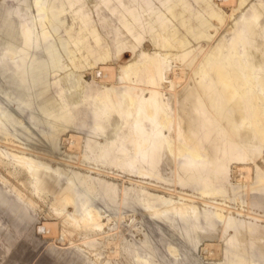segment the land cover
Returning a JSON list of instances; mask_svg holds the SVG:
<instances>
[{
  "label": "rangeland",
  "instance_id": "374dc122",
  "mask_svg": "<svg viewBox=\"0 0 264 264\" xmlns=\"http://www.w3.org/2000/svg\"><path fill=\"white\" fill-rule=\"evenodd\" d=\"M27 2L0 0V46L32 59L24 83L8 92L12 106L27 102L24 117L41 108L39 129L49 130L48 117L60 132L52 148L18 143L11 138L16 124L0 122V264H264V131L245 113V98L226 91L245 97L248 80L264 104V0H51L50 35L39 49L19 35ZM244 23L262 58L250 70L224 49L229 64L210 65ZM145 52L154 67L140 69L135 104L145 103L154 77L160 119H172L162 130L174 146L160 154L164 178L138 172L141 156L132 151L152 136L151 124L133 130L119 71ZM0 61L11 62L1 54ZM2 71L0 88L10 81ZM105 94L116 107L121 102L122 113L97 125ZM213 94L219 105L210 104ZM195 103H202L197 111ZM195 150L206 160L207 186L186 170ZM215 185L221 191L202 192ZM66 192L73 203H61ZM163 198L172 202L159 216Z\"/></svg>",
  "mask_w": 264,
  "mask_h": 264
},
{
  "label": "bare ground",
  "instance_id": "6f19581e",
  "mask_svg": "<svg viewBox=\"0 0 264 264\" xmlns=\"http://www.w3.org/2000/svg\"><path fill=\"white\" fill-rule=\"evenodd\" d=\"M50 2L51 0H28V2L24 5V10H26L28 21H21L22 23L18 31L23 43L29 48L39 49L42 42H44L50 35V30L48 29V9ZM249 27V23H244V27L238 31V33L228 44H222V46L218 48L215 53H213L208 63L213 65L215 62H218L217 66L220 64L228 65L229 57L228 54L224 52V49H227L233 52V55H235L238 63H241L245 68L250 70L253 69V67L256 65L255 59L262 58L263 54L260 50V47L249 43L246 40L247 38L245 33L248 31ZM239 45L243 49V56L237 52V47ZM0 54L10 58L11 60V62H9L10 64L0 61V67L3 70V75H6L10 78V81L4 82L0 88V122L3 124L8 122L16 124V127L11 132V138L17 140L18 143L35 142L38 145H45L50 148L55 147L56 138L60 132V130H57V126H59V124L55 123L51 119H48L47 117L44 119V123L49 126V130L45 131L44 129H41V127L39 129L38 125L41 123L42 117L41 108L36 107L32 112L33 114L29 113L24 117L23 108L27 106V102L24 100H19L16 105L12 106L13 97L11 96V92H8L9 89L16 88L23 84L25 78L29 75L32 61V59L29 57V53L22 57V54H19L18 50H13L7 43H3L2 46H0ZM153 67L154 59H152L148 53L145 52L141 59L130 65L119 67V71L123 73V80L126 83V89L124 90L123 97L127 99L128 106H130V108H134L132 111V113L135 115V126L133 127V130H144V125L142 124L143 120H149L151 124L152 136L150 138H143L139 143H136L132 151L134 156H141L138 172L149 176L164 178V173L160 171V154L163 151L172 153L174 151V146L171 140L165 137L162 130L165 128H171L172 119L168 118L166 122H162L160 119L163 115V107L160 102L158 90L159 86L156 82V79L154 77L149 78L151 92L149 96L144 99L145 103L135 104L134 97L140 84V69ZM205 70L206 67L203 66L202 71ZM225 79L226 76L222 74H220L218 77V80L222 82H224ZM242 82L244 85H246L245 97L235 88H227L226 91L231 99H235L236 97L245 98V101H243L244 106L247 107L245 108V113L253 112L254 121L257 123V129L260 132H263L264 104L260 102L259 95L251 87V82L248 80H242ZM200 84L207 85L203 79H200ZM215 85L216 83L212 82L211 88L213 89ZM212 97L213 100L208 99L210 104L214 103L219 105L220 102H218V95L213 94ZM201 106L202 103H195V111H197ZM112 112H116L118 114L122 113L121 102H118V106L116 107L113 104L112 95H100L99 104L96 108L95 116L93 118L94 123L99 125L100 118L108 117ZM130 113V111L127 112V114ZM219 114H221L220 110ZM182 115L186 116V112L184 111ZM245 118L246 114H243L242 119ZM259 121L261 123H258ZM133 130L131 131L132 133ZM184 137L187 138L186 135ZM74 141L75 140H72L70 142ZM178 147L182 148L183 146ZM121 151L125 152L127 150L125 147H123ZM191 154L194 159H191L189 162L191 168L186 169L189 171L190 179L196 182L201 181L202 185L204 186L209 185L211 183V179H206L203 177L201 170L205 166L206 160L201 163L199 162L201 155L198 150L193 151ZM242 158H244V156H242ZM131 164H133V162H131ZM26 167L32 172L34 171V165L32 163L26 162ZM214 174L216 175V173ZM183 179L184 178H182V180ZM221 180L222 179L220 177L216 176L215 182L219 183ZM218 191H221V188L216 185L202 189L203 193L213 194ZM68 200H70L71 203L75 201V199L70 197L69 193L66 192L60 201L61 203H66ZM161 201L162 206L156 211L159 216H162L166 211L169 210L168 205L172 202L168 198H163ZM176 211L178 214L184 215L186 214L187 209H180ZM95 212L96 214H99L97 210H95ZM220 217L223 216L220 215ZM224 222L227 223L228 220L225 219ZM227 260H230L229 256H227Z\"/></svg>",
  "mask_w": 264,
  "mask_h": 264
}]
</instances>
